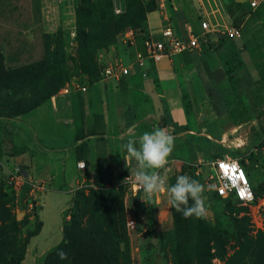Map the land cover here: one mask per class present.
I'll return each mask as SVG.
<instances>
[{"label": "rangeland", "instance_id": "rangeland-1", "mask_svg": "<svg viewBox=\"0 0 264 264\" xmlns=\"http://www.w3.org/2000/svg\"><path fill=\"white\" fill-rule=\"evenodd\" d=\"M154 7L172 28L183 22L185 27L201 33V22H210L216 32L206 37L203 50L207 48V52L212 53L207 59L215 58L218 65L212 86L203 91L195 84V92L188 91L193 104L190 116L194 119L202 106L203 128L217 136V144H211L214 150L199 146L190 150L188 145L199 141L198 136L175 137L169 162L159 173L165 178L166 187L174 184L176 177L182 174L205 185L208 210L203 218L192 217L194 225L200 222L208 228L217 223L229 228L230 232L246 235L240 242L233 240L227 246V258L235 257L241 264H256V251L260 245L264 246V195L251 205L219 201L213 191L211 163L219 155L230 156L242 161L255 189L264 184V3L252 11L241 0H0V73L3 71L0 77V149L4 156L15 159L1 162L8 170L21 168L28 173L20 164L23 153L28 152V144L15 133L19 128L14 127V122L26 121L23 117L31 115L27 119L33 123L38 108L10 118L11 109L30 110L31 103L59 86V93L51 99L89 98L104 86L98 84L107 79L102 75L103 67L116 60L132 69L131 75L125 78L134 75L143 78L135 69V56L128 59L123 51L125 53L124 48L131 45L127 39L130 32L135 37L142 35L143 30L147 32L150 13L145 12ZM215 7L228 14L227 23L217 22L211 15ZM118 9L121 12L118 13ZM204 9L210 13L205 14ZM130 10L132 18L127 16ZM154 16L158 30H162L164 24L160 14ZM134 21L138 22L137 29L131 26ZM233 26L241 28L242 36L231 42L225 33ZM83 87L87 88L86 92ZM67 88L71 92L61 94ZM76 117L79 119V114ZM208 121L211 123L204 125ZM57 127L43 128L40 124L37 130H43L44 136L52 140ZM26 137L34 141L31 133H26ZM201 140L207 146L206 140ZM60 145H66L64 139ZM30 156L28 153V158ZM125 173L121 169L118 180L109 185L82 180L76 187L67 179L66 184L54 180L49 188L47 181H41L46 190L37 193L39 203L34 202V205L38 203L34 212L26 207L31 200L26 188H20L21 183L19 186L7 184V178L0 173L2 191L15 200L13 213L21 223L20 236L25 238L43 224L40 234L31 239L22 264H43L63 240L64 227L71 224L78 210L124 236L121 249L126 256L122 257V264H176L175 250L180 246V234L167 192L157 193L151 199L144 193L147 211L143 217L137 212V196L133 189L124 185ZM83 177L87 179L86 174ZM111 190L118 192L114 204L106 206L99 199L94 202L96 197L102 199L103 192ZM77 193L87 196V206L84 207ZM131 217H135L133 226L129 224ZM188 248L194 259L192 241ZM70 259L69 254L68 259L61 262L71 264ZM214 263L220 264L217 260Z\"/></svg>", "mask_w": 264, "mask_h": 264}, {"label": "crops", "instance_id": "crops-1", "mask_svg": "<svg viewBox=\"0 0 264 264\" xmlns=\"http://www.w3.org/2000/svg\"><path fill=\"white\" fill-rule=\"evenodd\" d=\"M211 12L217 22L227 23V13L223 14L218 7ZM204 13L210 11L204 9ZM155 14L161 16L164 24L162 30H158ZM164 19L159 10L148 15L147 32L150 39H162L163 29L170 26ZM177 26L173 29L179 34H185L183 22ZM124 49L126 52L123 51V54L128 59L139 51L135 44ZM201 51L184 52L172 58H164L157 64L148 62L144 69H137L146 74L145 78L134 75L119 80L105 79L98 83L104 86L89 98L68 97L64 101L54 98L35 111L37 117L33 123L27 119L31 115L23 117L26 121L21 119L20 122H14V127L19 128L15 133L28 144V152L23 153L21 166H25L35 182L47 181L49 188L54 180L66 184L67 179L70 185L76 187L82 180L109 185L118 180L121 169L133 174L136 167V162L128 158L121 145L129 138L139 137L156 128H164L174 137L182 139L190 135L198 136L199 141L195 140L188 145L190 150L197 146L214 150L211 144H217V136L204 130L202 106L195 120L189 114L193 104L188 91L194 93L195 84L206 91L212 86L218 69L215 58L207 59L208 54L212 53L207 52V48ZM207 123L211 121L204 125L207 126ZM40 124L43 128L58 126L54 139L44 136L43 130H37ZM26 133H31L34 141L28 139ZM62 139L66 142L65 146L60 145ZM201 139L206 140L207 146L203 145ZM0 153L1 160H15L13 156H4L1 149ZM28 153L31 154L29 158ZM80 162L86 164L84 170L79 168ZM84 174L87 179L83 177Z\"/></svg>", "mask_w": 264, "mask_h": 264}, {"label": "trees", "instance_id": "trees-1", "mask_svg": "<svg viewBox=\"0 0 264 264\" xmlns=\"http://www.w3.org/2000/svg\"><path fill=\"white\" fill-rule=\"evenodd\" d=\"M155 10L154 7L145 13H152ZM127 16L132 18L131 10ZM137 24L138 22L134 21L131 23V26L137 29ZM142 32V35L136 36L137 42L135 45L139 52L145 54V41L148 40L149 37L148 32L145 30ZM229 41L234 42L232 40ZM81 42L83 44L84 39H82ZM0 61H2L1 55ZM2 75L3 71L0 73V77ZM59 90L60 86L51 88L42 98L30 104V110H21L18 108L11 109L9 117L26 115L33 109L39 108L46 100L56 96L59 93ZM83 146L86 147L85 144ZM223 157V155L218 156V158ZM240 164L246 169L242 161ZM125 175H130V173L126 172ZM0 187V264H22L25 260L26 250L30 245L31 239L40 234L43 224L41 223L36 227L35 231L29 233L25 238H22L20 236L21 223L13 213L15 200L11 199L8 194L2 191V186ZM253 190L256 199L263 197L264 184L258 186L256 189L253 187ZM77 195L82 199V202L85 203L84 207L87 206L89 202L87 196L80 193H77ZM214 195L219 201H227L229 204L231 203L230 201H234L232 199L224 200L215 192ZM98 199L106 206H111L117 201L118 192L112 190L105 193L103 192V200L100 199V197H96L94 202H97ZM145 203L146 199L144 198V192H141L137 196L135 204L138 214L143 217L146 216L147 211V205H145ZM35 210L36 208L33 209V212ZM173 210L177 231L180 234L178 242L180 246H177L178 250H175L176 264H217L214 263V260L219 261L220 264H241L238 263L235 257L227 258V246L233 240L240 242L244 239L243 236L246 235H242L239 231L230 232L229 228L220 227L217 223L214 226L210 225L208 228L203 227L200 222L197 225H194L192 218L185 219L181 213L176 212L174 208ZM75 213L76 214L72 217L71 224L64 227L63 240L47 255L43 264H64L56 254L60 249H63L68 255L70 254L71 264H122V257L126 256V253L121 249L124 236H121L116 230H110L109 228L104 227L91 216H85L83 212L81 214L80 210ZM134 218L135 217H131L132 220ZM189 241H192L194 245V259L188 248ZM211 244L213 245L211 246ZM256 256V264H264L263 245L258 247Z\"/></svg>", "mask_w": 264, "mask_h": 264}, {"label": "built area", "instance_id": "built-area-1", "mask_svg": "<svg viewBox=\"0 0 264 264\" xmlns=\"http://www.w3.org/2000/svg\"><path fill=\"white\" fill-rule=\"evenodd\" d=\"M242 3L248 5L252 11L257 10L264 0H241ZM117 12H121L119 9ZM168 21V20H167ZM201 33L197 32L192 27L187 26L185 34L177 33L172 27L167 26L162 31V39L154 41L148 39L145 41V54L137 51L135 54V68L144 67L145 63H160L164 58H172L173 56L183 54L184 52L201 51L204 45L207 43V36L216 32L213 25L207 20L201 22ZM226 37L229 40L236 41L241 38V28L231 27L226 31ZM131 45H134L136 40L133 32L127 35ZM140 69V70H141ZM132 69L129 66H125L121 60L113 61L103 67L102 75L105 78H116L117 80L125 78L131 75ZM143 78L146 77L144 72H139ZM83 92L87 91V88L83 87ZM70 88L65 89L61 94H69ZM264 146V141H263ZM238 165V168H233V164ZM82 165L84 167H82ZM79 168L84 170L86 164L79 163ZM214 176L211 180L214 181L213 191L217 193L222 199H232L244 205H251L256 201V196L253 190L252 182L247 170L240 164L237 159L230 156L218 158L211 163ZM0 173L7 178V184L19 186L20 188H26L29 192L30 201H27L26 207L29 211L33 212V209L38 207V203L34 205V202H38L37 193H43L46 190V185L42 182H35L29 174H25L21 168H17L13 171L5 168L0 159ZM197 176L199 173H196ZM124 185L131 187L135 196H138L142 191L134 182V175H127L124 179ZM33 201V203L31 202ZM131 226L135 225L134 220L129 223Z\"/></svg>", "mask_w": 264, "mask_h": 264}, {"label": "clouds", "instance_id": "clouds-1", "mask_svg": "<svg viewBox=\"0 0 264 264\" xmlns=\"http://www.w3.org/2000/svg\"><path fill=\"white\" fill-rule=\"evenodd\" d=\"M174 147L175 137L164 128L144 132L139 137L129 138L121 145L128 158L136 162L133 173L135 184L149 199L166 191L171 206L185 219L203 218L208 210L205 185L187 174H182L176 177L174 184L166 187V180L159 173L168 164ZM232 167L238 168V165L234 163ZM56 254L61 260L68 259V253L63 249Z\"/></svg>", "mask_w": 264, "mask_h": 264}]
</instances>
